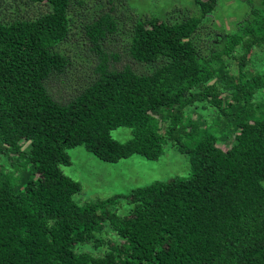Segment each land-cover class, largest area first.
I'll use <instances>...</instances> for the list:
<instances>
[{
	"label": "trees",
	"instance_id": "obj_1",
	"mask_svg": "<svg viewBox=\"0 0 264 264\" xmlns=\"http://www.w3.org/2000/svg\"><path fill=\"white\" fill-rule=\"evenodd\" d=\"M25 1L43 5L41 13H0V155L8 163L0 164V264H264V98L253 101L264 72L248 67L264 51V0L216 35L209 56L194 35L217 0H194L201 14L181 21L137 16L128 53L155 66L147 73L116 67L108 0L83 27L94 75L63 101L48 83L71 65L57 46L70 33L72 0ZM199 107L214 111L212 120L194 118ZM120 126L132 128L125 142L111 135ZM169 141L188 154L189 176L75 201L82 185L61 168L71 164L68 149L84 145L109 162L158 159ZM120 198L131 205L125 215L109 208ZM104 221L115 241L98 236ZM89 242L109 245L102 254L77 249Z\"/></svg>",
	"mask_w": 264,
	"mask_h": 264
},
{
	"label": "rangeland",
	"instance_id": "obj_2",
	"mask_svg": "<svg viewBox=\"0 0 264 264\" xmlns=\"http://www.w3.org/2000/svg\"><path fill=\"white\" fill-rule=\"evenodd\" d=\"M2 1L0 13L6 16V19L36 17L43 9L40 7L43 5L30 4L25 0ZM80 1L82 2L80 3ZM217 1L215 10L204 18L201 28L194 35L197 48L204 56H209L211 53L212 42L217 43V34L235 30L237 22L246 17L253 5L260 6V0ZM113 4L115 8L113 14L118 21V32L107 38L106 45L120 56L116 61L117 68L131 65L139 73L150 72L155 66L135 61L128 53L133 35V25L137 16L146 18L156 15L173 22L201 14V10L194 0H114ZM108 6V0H72L73 22L70 33L67 39L57 46L59 52L70 57L71 65L64 75L58 79L53 78L48 83V87L56 99L68 100L92 79L96 58L90 50L83 27L86 22L92 20ZM256 51L252 53L248 67L253 71L264 72V51L259 49ZM230 61L233 62L232 67L236 68L238 61L233 59ZM263 98L264 92L259 91L253 101H260ZM192 113L194 118H205L207 121L212 120L214 116V111L212 112L209 108L205 110L199 107ZM111 135L113 138L125 142L132 137V128L120 126L113 129ZM232 139L233 137L229 138L226 143L230 144ZM27 144L28 142H25L23 147ZM68 153L71 157V164L62 165L61 168L65 174L81 183V191L74 195L75 201L79 204L99 198L105 199L115 195L128 194L132 189L149 185L155 181L186 177L191 172L188 154L179 151L170 141L165 144L163 154L158 159H148L140 154H134L127 159L109 162L98 158L84 145L70 148ZM4 160L6 158L0 155V164L4 163ZM130 207L127 199L120 198L116 204L109 208L125 215L129 212ZM104 224L105 229L102 233H98V236L105 240L117 238L113 232L107 233L109 231L108 222L104 221ZM108 245V242L99 247H95L93 242L79 243L77 249L102 254Z\"/></svg>",
	"mask_w": 264,
	"mask_h": 264
}]
</instances>
